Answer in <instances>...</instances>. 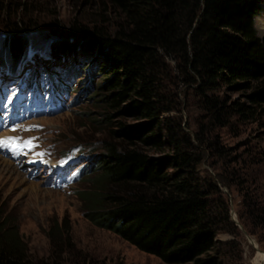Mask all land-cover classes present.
Masks as SVG:
<instances>
[{"label":"trees","instance_id":"1","mask_svg":"<svg viewBox=\"0 0 264 264\" xmlns=\"http://www.w3.org/2000/svg\"><path fill=\"white\" fill-rule=\"evenodd\" d=\"M108 3L119 17L112 32L81 21L45 26L52 58L81 52L102 60L103 81L89 98L116 126L103 152L91 155L83 168L90 183L78 190L83 216L166 264H232L240 259V229L230 218V207L216 198L219 189L200 175L198 155L205 148L223 151L204 137L209 124L224 125L233 114L248 118L255 111L222 99L216 94L222 87L253 88L249 102L264 105V45L254 23L264 0ZM28 6L25 0H0V62L12 68L24 61L31 42L38 43L27 35L31 27L15 18ZM169 61L180 81L193 89L208 120L193 136L166 115L173 109L164 93ZM76 67L68 72L75 76ZM114 117L136 122H112ZM245 207L246 215H238L242 225L264 232V210ZM219 233L233 238L215 239ZM0 264H33L7 219L0 220ZM36 264L66 263L59 257Z\"/></svg>","mask_w":264,"mask_h":264},{"label":"rangeland","instance_id":"2","mask_svg":"<svg viewBox=\"0 0 264 264\" xmlns=\"http://www.w3.org/2000/svg\"><path fill=\"white\" fill-rule=\"evenodd\" d=\"M25 1L29 4L25 13H17L15 18L23 19L25 26L31 27L27 35L38 40V43L31 42L28 52L33 56L31 65L39 63L40 68H47V73L69 65L78 67L72 82L74 92L65 101L63 110L52 116L21 119V124L24 122L29 126L19 125L15 131H8L11 135L20 136L21 144L32 139L38 148L45 150L42 155L44 162L48 160V163L39 166L23 162L17 164L5 159L8 156L5 150L0 152V220L7 219L8 225L18 230L33 264L59 257L66 264L84 261L93 264H166L114 233L91 224L83 216L78 190L90 185L83 168L91 155L103 152L109 130L116 126L104 119L102 109L97 107L94 98H89L93 89L96 90L103 81L98 68L102 60L94 54L77 52L56 61L48 51L47 24L57 22L67 27L73 21L89 25L100 23L112 32L119 21L117 13L108 0ZM254 23L264 45V9L255 17ZM2 35L0 25V41ZM169 65L164 93L173 109L166 115L173 116L184 131L193 136L199 125L205 127L208 120L191 86L180 81L173 62L169 61ZM253 91V88L245 87H222L217 91L222 99L253 106L255 111L248 118L233 114L224 125L209 124L204 137L214 140L223 151L219 154L214 149L205 148L198 155L200 175L216 185L220 191L216 198L220 196L222 202L230 207V218L233 220L234 214L242 227L238 226L240 235L237 238L240 259L232 264H264L263 254L259 250L255 252L244 234L250 235L264 252V232L252 229L249 223L244 227L238 218V215H246L245 206L264 210V113L261 111L264 105L249 102L248 95ZM112 120L136 122L124 117ZM22 147L24 152L26 147ZM150 153L158 155L154 151ZM65 165L70 167L62 174L59 168ZM54 223L57 224V227L53 226L55 238H51ZM248 230L255 234L248 233ZM232 238L228 233H219L215 237L224 241ZM258 253L261 261L257 259Z\"/></svg>","mask_w":264,"mask_h":264},{"label":"snow or ice","instance_id":"3","mask_svg":"<svg viewBox=\"0 0 264 264\" xmlns=\"http://www.w3.org/2000/svg\"><path fill=\"white\" fill-rule=\"evenodd\" d=\"M0 146H10L12 148H19L21 145L17 143V138L14 137H8L4 139H0ZM24 147H30L33 146L31 140L25 141L23 144ZM42 155V154H38Z\"/></svg>","mask_w":264,"mask_h":264},{"label":"water","instance_id":"4","mask_svg":"<svg viewBox=\"0 0 264 264\" xmlns=\"http://www.w3.org/2000/svg\"><path fill=\"white\" fill-rule=\"evenodd\" d=\"M232 218H233V221L236 223V225L239 226L240 228H242L241 225L239 224V222L237 221V219L234 217V214L232 215ZM243 232H244V231H243ZM244 234H245V236H246V238H247L248 243H249V244L255 249V252H256L257 250H259V251L263 254V256H264V252H262V251L258 248V245H257V243L255 242V240H254L252 237H250V235H248L247 233L244 232ZM253 241H254L255 243H253Z\"/></svg>","mask_w":264,"mask_h":264},{"label":"bare ground","instance_id":"5","mask_svg":"<svg viewBox=\"0 0 264 264\" xmlns=\"http://www.w3.org/2000/svg\"><path fill=\"white\" fill-rule=\"evenodd\" d=\"M253 243H254V242H253ZM260 254H261V253H260ZM257 257H258L257 259H258L259 261H261L259 253L257 254ZM257 259H256V260H257ZM256 262H257V261H256ZM260 263H261V262H260ZM258 264H259V263H258ZM261 264H262V263H261Z\"/></svg>","mask_w":264,"mask_h":264},{"label":"clouds","instance_id":"6","mask_svg":"<svg viewBox=\"0 0 264 264\" xmlns=\"http://www.w3.org/2000/svg\"><path fill=\"white\" fill-rule=\"evenodd\" d=\"M50 54V53H49Z\"/></svg>","mask_w":264,"mask_h":264}]
</instances>
